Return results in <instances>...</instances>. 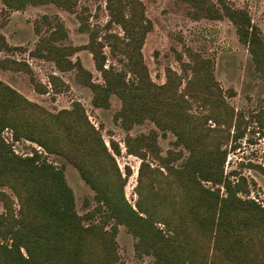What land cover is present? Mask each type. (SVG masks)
Returning a JSON list of instances; mask_svg holds the SVG:
<instances>
[{"label": "trees", "instance_id": "16d2710c", "mask_svg": "<svg viewBox=\"0 0 264 264\" xmlns=\"http://www.w3.org/2000/svg\"><path fill=\"white\" fill-rule=\"evenodd\" d=\"M1 1L11 11L54 4L75 13L78 6V0ZM187 1L198 10L197 16L228 18L236 26L239 41L248 48L264 80V38L248 11L232 8L224 0H219V7L211 0ZM107 10L110 20L104 28L108 33L102 41L89 28L88 21L80 19L82 32L90 37L84 49L93 54L104 85L92 82V75L79 60L68 59L81 49L58 44L66 37L60 23L49 37L38 42L32 56L54 62L61 72L76 69L83 84L93 91L92 103L96 108L109 109L110 98L116 95L122 101L117 119L125 131L149 120L164 135L173 133L177 146H184L190 154L181 168H175L172 164L181 160L184 153L169 152L162 157L155 130L149 135L128 137V153L142 160L139 199L133 206L125 197L126 180L80 103L71 110L52 113L0 81V200L5 207V213L0 214V264H118L119 226H125L137 239V253L155 256L157 264H212L207 252L193 246L189 224L229 260L245 262L247 245L242 231L264 228V208L254 200L239 197L245 189L241 182L235 183L225 176L227 151L221 149L218 130L207 128L210 121L232 127L235 119V111L216 89L213 62L190 54L193 63L182 65L183 73H193L185 89L180 91L184 77L172 69L167 70V82L158 86L151 80L142 52L152 28L143 3L108 0ZM115 25L121 27L124 36L110 31ZM106 47L113 56H123L124 69L117 70L114 65L106 68ZM16 50L0 34V51ZM0 68L31 73L26 63L12 59L0 61ZM56 79L59 80L53 77V81ZM40 88L36 86L38 93L46 92ZM190 98L210 104L214 113L197 117L191 112ZM236 127L234 138L238 139L243 133L240 134V124L236 123ZM7 129L13 132L15 141H30L47 154L63 156L74 164L96 192L97 206L84 216L79 215L64 170L38 150L32 156L16 154L3 136ZM229 138L228 134L225 141ZM112 149L117 155L121 153L115 142ZM149 157L157 160L167 173L161 168L151 169ZM162 184L167 191L157 192L155 186ZM5 188L18 201L17 213L15 201L3 191Z\"/></svg>", "mask_w": 264, "mask_h": 264}, {"label": "rangeland", "instance_id": "374dc122", "mask_svg": "<svg viewBox=\"0 0 264 264\" xmlns=\"http://www.w3.org/2000/svg\"><path fill=\"white\" fill-rule=\"evenodd\" d=\"M140 1L144 5L146 17L152 23L142 50L152 82L158 86L164 85L167 82V70L172 69L184 77L180 90L183 91L188 78L193 75L190 70L183 73L182 67L183 63H193L190 54L213 62L216 89L222 92L225 103L235 111V119L232 127L210 121L207 128L218 130L217 134L223 143L221 149L227 151L225 176L235 183L241 182L245 189L239 197L254 200L264 208V80L257 71L248 48L239 41L236 26L228 18L212 20L197 16L198 10L187 0ZM224 1L232 8L248 11L264 38V0ZM211 2L219 7V0ZM107 4L108 0H78L75 13L54 4L28 6L23 11H11L0 0V34L5 37L9 46L17 48L15 52L0 51V61L12 59L23 62L31 70V73H27L0 68V81L52 113L71 110L76 103H80L90 123L101 134L123 179L126 180L124 193L127 201L135 206L139 199L137 186L142 160L128 153V137L149 135L155 130L158 133V147L162 157H167L169 152L184 153L181 160L172 164L175 168L182 167L190 152L182 145L177 146V137L173 133L164 135L149 120L135 126L130 132L125 131L117 119V114L122 109V101L116 95L111 96L109 109L96 108L92 103L93 91L83 84L76 69L61 72L54 62L31 54L38 42L44 37H49L60 23L64 26L66 37L58 44L66 48L81 49L68 59L73 62L79 60L84 69L92 75V82L104 85L102 73L96 68L93 54L84 49L90 37L88 33L82 32L80 19H86L89 28L98 33L102 41L108 33L104 27L110 20ZM110 31L124 36L120 26L115 25ZM105 54L108 57L106 68L114 65L117 70L124 69L121 63L123 56L120 53L113 56L110 48L106 47ZM180 58L183 59L182 62L179 61ZM53 77L59 80L53 81ZM37 85L46 92L38 93ZM190 102L191 112L197 117L214 113L208 103L191 98ZM236 123L237 126L240 124V134L243 133L238 139L234 138L238 132ZM228 134L230 138L225 141ZM3 136L16 154L32 156L34 150H38L45 154L49 162L64 170L67 183L74 192L79 215L84 216L97 206L96 192L83 179L78 168L66 158L47 154L44 149L30 141H15L13 132L9 129L5 130ZM112 142L119 145L120 154L117 155L113 151ZM148 163L151 169L161 168L167 173L153 157H149ZM128 169L131 170L130 176ZM204 184L214 187L211 183ZM162 186L156 185L155 190L166 192L167 186ZM221 189L222 193H225V189ZM3 191L12 196L17 213L20 207L16 197L7 188ZM3 213L5 207L0 200V214ZM157 227L164 229L162 224ZM188 227L193 246L207 252L212 264H264V228L243 229L244 244L247 246L243 254L245 262H242L239 259L229 260L223 252L215 249L214 244L208 243L202 232L190 224ZM116 242L120 256L118 264H157L155 256H140L137 253V239L125 226L118 227Z\"/></svg>", "mask_w": 264, "mask_h": 264}, {"label": "crops", "instance_id": "0c3cea01", "mask_svg": "<svg viewBox=\"0 0 264 264\" xmlns=\"http://www.w3.org/2000/svg\"><path fill=\"white\" fill-rule=\"evenodd\" d=\"M30 100V99H29Z\"/></svg>", "mask_w": 264, "mask_h": 264}]
</instances>
